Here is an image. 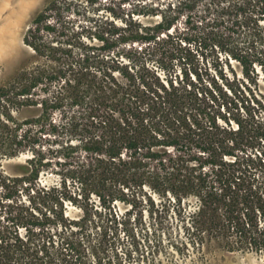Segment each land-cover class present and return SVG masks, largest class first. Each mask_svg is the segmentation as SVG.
I'll return each mask as SVG.
<instances>
[{
    "label": "trees",
    "instance_id": "obj_1",
    "mask_svg": "<svg viewBox=\"0 0 264 264\" xmlns=\"http://www.w3.org/2000/svg\"><path fill=\"white\" fill-rule=\"evenodd\" d=\"M71 1L50 0L24 35V43L45 61L23 67L0 85V207L37 190L46 164L40 141L50 130L66 131L70 135L62 149L72 163L63 182L71 178L77 185L69 200L82 202L83 214L69 217L61 195L54 213H44L35 223L39 232L30 231L26 238L17 229L0 227V264H152L160 242L140 237L112 208L126 191L145 185L173 197L198 254L210 241L229 250L263 253L264 158L257 161L245 147L262 138L264 124L255 116L264 114V93H253L242 114L225 89L234 91L231 82L237 80L230 61L232 81L218 70L224 85L201 68L191 47L195 41L207 48L202 42L207 34L211 46L235 60L256 84V65H261L264 80V37L253 31L247 11L255 0H211L229 4L212 22L200 17L204 30L190 36L178 24L193 14L197 0H143L140 10L120 17L122 25L87 15L90 25L83 29L100 45L86 44L82 56L61 61L59 37ZM44 31L55 37L45 40ZM240 35L247 37L239 41ZM53 87L58 89L49 97ZM68 107L67 120L56 124L53 113L66 116ZM28 108L35 114L21 117ZM29 153L8 169V161ZM202 156L211 172L205 171ZM93 195L104 213L94 207Z\"/></svg>",
    "mask_w": 264,
    "mask_h": 264
},
{
    "label": "rangeland",
    "instance_id": "obj_2",
    "mask_svg": "<svg viewBox=\"0 0 264 264\" xmlns=\"http://www.w3.org/2000/svg\"><path fill=\"white\" fill-rule=\"evenodd\" d=\"M49 1L0 0V85L13 80L23 67L45 61V58H39L34 50L24 43L23 39L30 22ZM179 1L163 0L162 3L177 4ZM70 3L72 9L64 11V17H68V20L63 23L65 26L61 33L63 36L59 37L62 41L59 45L63 44V46H61L62 48L57 57L61 61H65V58L72 61V58L76 59L82 56L83 46L86 44L100 45L101 42L90 37V34L83 29L90 25L86 18L87 15L104 19L108 17L109 20L122 25L120 17H127L128 14L140 10L145 5L143 0H96L94 4H91L88 0H73ZM228 4V1L220 4L213 3L211 0H197V4L192 11L193 14L190 17L182 18L178 28L188 33L189 36L199 33L204 30L201 28L200 17L205 16L212 22L219 14H222V7ZM253 4L247 10L251 16L250 25L255 28L253 31L259 32L264 37V0H255ZM225 17L226 20L229 19L227 16ZM54 33L44 31L45 40H51ZM201 36L204 37V35ZM206 36L208 40L204 38L202 42L208 43L207 48L196 46L195 41L191 45L197 52L200 66L203 70L208 69L211 77L216 76L218 78L220 76L218 70H223L229 80L232 81L234 75L227 65V62L230 61L237 72V80L231 82L234 91H231L225 85L226 81H223L222 78H218V80L225 85V89L231 97L236 99L239 111L243 114L246 106L250 105L248 99H251L252 94L264 93L261 65H256V71L259 75L258 84H256L242 74L235 60L229 59L227 54L216 46H211L213 40L209 39V35L206 34ZM235 36L237 37V34ZM246 37L240 35L238 40L243 41ZM56 43L53 42V45H57ZM67 52L71 57H68ZM124 59L125 61L128 60L127 57H124ZM57 89L58 87H53L49 97H53ZM64 111L68 112L66 116L65 112L59 110L53 113L56 124L66 121L67 115L72 110L68 107ZM34 114L35 111L30 108L20 112L21 117H32ZM255 119L264 124L263 113H257ZM260 133H263L262 138L245 147L246 154H250L257 161L264 158V130L260 129ZM69 135V132L66 131L57 134L51 130L43 135L38 150L42 152L43 161L46 164L40 174L37 190L31 194L24 192L11 201H4L0 207V227H6L10 231L17 229L26 238L31 233L30 231L39 232L41 227L36 226L35 223L43 219L44 213L48 215L54 213L53 210L51 212V209L54 207L55 200L61 195L66 197L64 208L69 217L79 218L83 214L81 207L83 203L77 201L74 204L69 200L70 195L73 194V197H75L77 185H74L71 178H68L66 184L63 182L64 173L70 167L69 163H72L64 157L62 149V144L68 140ZM245 152L240 153L241 156H245ZM195 154L199 156L202 152L197 151ZM30 155L31 153L8 161V169L24 162ZM202 157L205 159L201 160L207 163L205 171L211 172L210 169L212 168L211 164L207 162V156ZM255 170L257 173H261V168H255ZM122 196L124 200H116L112 205L118 219L129 221L138 229L137 231H140V237L147 236L151 241L160 242L161 250L159 253L154 254L156 260L152 264H264V252L229 250L227 247L213 241L206 243L203 254H198L189 242L186 224L177 214L176 203L172 201L173 197L169 194H164L156 191L150 185H145L141 188L136 187L128 190ZM191 200L193 202L190 205L193 206L194 199L191 198ZM91 202L95 204V208L104 213V208L99 203L96 195L92 196ZM186 206L188 208V204ZM95 233L96 230L92 229V234L95 235ZM147 255L150 258L152 256L151 254Z\"/></svg>",
    "mask_w": 264,
    "mask_h": 264
}]
</instances>
